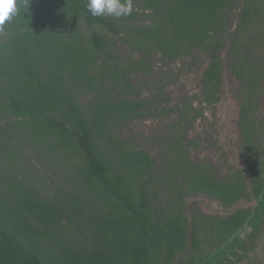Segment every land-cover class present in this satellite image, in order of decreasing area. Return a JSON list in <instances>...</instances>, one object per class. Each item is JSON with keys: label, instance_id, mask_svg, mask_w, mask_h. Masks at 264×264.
Instances as JSON below:
<instances>
[{"label": "trees", "instance_id": "1", "mask_svg": "<svg viewBox=\"0 0 264 264\" xmlns=\"http://www.w3.org/2000/svg\"><path fill=\"white\" fill-rule=\"evenodd\" d=\"M87 2L17 0L0 28V264H243L264 234V0H132L120 18ZM225 67L243 169L190 136ZM149 121L145 149L125 130Z\"/></svg>", "mask_w": 264, "mask_h": 264}, {"label": "rangeland", "instance_id": "2", "mask_svg": "<svg viewBox=\"0 0 264 264\" xmlns=\"http://www.w3.org/2000/svg\"><path fill=\"white\" fill-rule=\"evenodd\" d=\"M225 56L226 55L224 54V57ZM204 63L206 64L207 62ZM202 71L203 66L202 69L197 72L198 74H201ZM228 71L229 69L225 67L223 91L219 103L206 109L203 117L198 121L190 134L192 139H200V145L197 148L196 154L201 158H207L213 161L222 170H224L228 165H233L242 169L246 168L239 152V88L237 83L229 76ZM197 78L199 77H195L192 74L181 76V84L179 88L184 89V92L188 94L196 93L199 81ZM178 90V88L174 90L176 95ZM259 119L264 121V104L261 106V110L259 111ZM156 126V122L152 121L138 122L127 128L125 130V134L127 136L135 137L139 141L140 145L145 149H151L154 145L153 142L152 144L150 143L149 139L152 138L151 133L155 130ZM189 204L191 207L201 209V211L205 214L220 217H228L238 209L250 206V204L241 203L232 209H225L220 203L206 198L192 199ZM254 261L264 264V234L257 242L255 251L249 255V258L246 259L243 264H251Z\"/></svg>", "mask_w": 264, "mask_h": 264}, {"label": "clouds", "instance_id": "3", "mask_svg": "<svg viewBox=\"0 0 264 264\" xmlns=\"http://www.w3.org/2000/svg\"><path fill=\"white\" fill-rule=\"evenodd\" d=\"M87 10L93 17L101 15L120 18L133 11L132 0H88ZM19 14L17 0H0V28Z\"/></svg>", "mask_w": 264, "mask_h": 264}]
</instances>
